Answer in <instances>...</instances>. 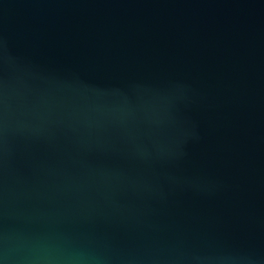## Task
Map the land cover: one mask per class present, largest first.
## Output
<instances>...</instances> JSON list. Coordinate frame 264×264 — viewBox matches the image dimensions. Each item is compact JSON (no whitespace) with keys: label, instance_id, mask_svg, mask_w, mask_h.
<instances>
[{"label":"water","instance_id":"1","mask_svg":"<svg viewBox=\"0 0 264 264\" xmlns=\"http://www.w3.org/2000/svg\"><path fill=\"white\" fill-rule=\"evenodd\" d=\"M0 264H264V0H0Z\"/></svg>","mask_w":264,"mask_h":264}]
</instances>
